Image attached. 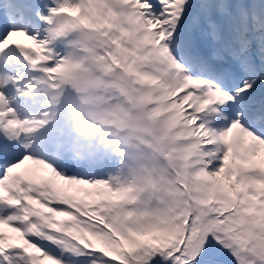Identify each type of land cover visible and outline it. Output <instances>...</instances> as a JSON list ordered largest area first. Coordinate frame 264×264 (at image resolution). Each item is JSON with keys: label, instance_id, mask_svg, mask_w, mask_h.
<instances>
[{"label": "snow or ice", "instance_id": "snow-or-ice-1", "mask_svg": "<svg viewBox=\"0 0 264 264\" xmlns=\"http://www.w3.org/2000/svg\"><path fill=\"white\" fill-rule=\"evenodd\" d=\"M0 264H264V0H0Z\"/></svg>", "mask_w": 264, "mask_h": 264}]
</instances>
